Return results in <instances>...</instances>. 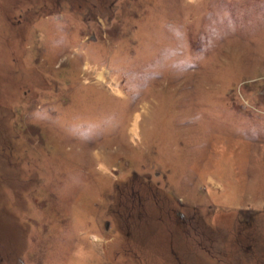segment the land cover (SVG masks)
<instances>
[{"label":"rangeland","instance_id":"rangeland-1","mask_svg":"<svg viewBox=\"0 0 264 264\" xmlns=\"http://www.w3.org/2000/svg\"><path fill=\"white\" fill-rule=\"evenodd\" d=\"M0 264H264V0H0Z\"/></svg>","mask_w":264,"mask_h":264}]
</instances>
